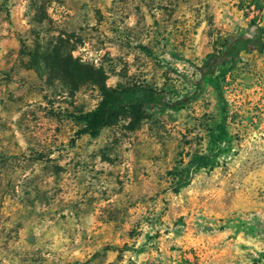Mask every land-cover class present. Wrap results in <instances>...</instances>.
Instances as JSON below:
<instances>
[{
    "label": "rangeland",
    "instance_id": "374dc122",
    "mask_svg": "<svg viewBox=\"0 0 264 264\" xmlns=\"http://www.w3.org/2000/svg\"><path fill=\"white\" fill-rule=\"evenodd\" d=\"M263 28L264 0H0V264H264ZM200 81L82 133L97 84Z\"/></svg>",
    "mask_w": 264,
    "mask_h": 264
},
{
    "label": "trees",
    "instance_id": "16d2710c",
    "mask_svg": "<svg viewBox=\"0 0 264 264\" xmlns=\"http://www.w3.org/2000/svg\"><path fill=\"white\" fill-rule=\"evenodd\" d=\"M264 29V28H263ZM249 43L242 38L233 42L229 48H224L220 55L208 54L204 57L203 66L211 71L220 62H234L237 53ZM71 71L78 73L81 69H87V77L92 78L95 73L83 66H73ZM97 73V72H96ZM99 76V75H98ZM100 92V99L96 106L77 116L84 127L83 134L90 138L96 137L100 130L113 124L118 114L128 113L135 122L146 117V114L153 109L156 110H180L186 103L195 100L203 91V84L194 83L193 90L189 95H184L174 102H168L164 96L155 89L143 85H131L124 88L107 89L100 83L97 84Z\"/></svg>",
    "mask_w": 264,
    "mask_h": 264
}]
</instances>
